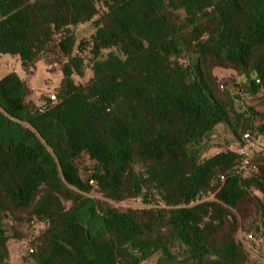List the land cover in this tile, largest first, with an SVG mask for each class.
<instances>
[{"label":"trees","instance_id":"1","mask_svg":"<svg viewBox=\"0 0 264 264\" xmlns=\"http://www.w3.org/2000/svg\"><path fill=\"white\" fill-rule=\"evenodd\" d=\"M0 54L26 69L54 55L63 75L42 112L16 73L0 78V264L22 238L2 219L45 225L35 264H246L227 207L264 239V122L243 97L264 99V0H0ZM87 54L93 75L80 84ZM217 67L247 82L230 89ZM219 128L226 147L248 129L261 139L254 172L234 150L206 156Z\"/></svg>","mask_w":264,"mask_h":264},{"label":"rangeland","instance_id":"2","mask_svg":"<svg viewBox=\"0 0 264 264\" xmlns=\"http://www.w3.org/2000/svg\"><path fill=\"white\" fill-rule=\"evenodd\" d=\"M74 31L79 40L89 39L94 32V27L92 23H87L75 27ZM60 68V58H57L54 55L41 56V59L26 69L18 55L0 54V78H3L11 72L16 73L28 85L30 89L29 100L37 106L43 105L44 99L49 95L57 93V88L63 77ZM214 74L222 85L230 89L235 88L240 90L244 86V83L247 82L245 76L239 75L238 72L233 69L217 67L214 69ZM92 75L93 72L91 70L90 56L87 54L85 61V76L79 78L77 81L80 84H85ZM243 97L247 104H260L259 110L261 115L255 118L252 123L258 125L261 122H264V99L261 101L258 98L248 95H243ZM228 138L229 136L226 131L223 128H219L209 140L208 144L211 146L219 144L221 145V148H211L206 156L224 150L226 148L225 140ZM260 142L261 139L257 137L258 145ZM79 163L81 172L84 175H86L92 168L91 161L87 156H82L79 159ZM258 174L262 175L261 172ZM95 196L102 198L101 195L95 194ZM256 196L262 197L261 191L258 189H254L247 200V203L250 205L253 212L256 211ZM208 199H214V196L211 195ZM109 202L121 209L138 207L141 204L139 201H125L122 203H116L114 201ZM227 208L237 217L238 230L234 234V241L237 249L243 253L246 259V264H264V250L260 251V249L264 247L263 237L258 236L255 233L246 236V227L242 211L237 206ZM2 221L9 235L13 236L15 229H17L22 235L21 239H11L9 241V264H35L34 260L29 256L31 248L30 243L44 230L45 225L36 220H25L16 223L8 219H2ZM172 245L175 251H180L177 242H173ZM212 259L214 258L211 256H205L202 258L204 263ZM157 261L158 260L155 257L143 264H157Z\"/></svg>","mask_w":264,"mask_h":264},{"label":"built area","instance_id":"3","mask_svg":"<svg viewBox=\"0 0 264 264\" xmlns=\"http://www.w3.org/2000/svg\"><path fill=\"white\" fill-rule=\"evenodd\" d=\"M51 100L56 99V95L53 93L49 95ZM44 110L43 106H40V111ZM228 150L236 151L241 157V164L239 166L240 170L246 171L248 174L254 172L257 167L256 164L252 161L251 153L257 148V140L252 134L251 130H245L242 135V140L239 143H232L226 147ZM225 177L221 176V180L224 181ZM91 185L95 184L94 179L89 180Z\"/></svg>","mask_w":264,"mask_h":264}]
</instances>
